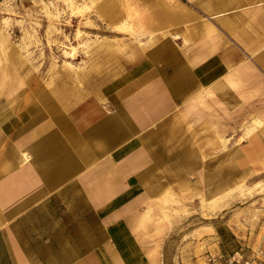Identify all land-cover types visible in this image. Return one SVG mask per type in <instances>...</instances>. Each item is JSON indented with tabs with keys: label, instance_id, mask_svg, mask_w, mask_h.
Masks as SVG:
<instances>
[{
	"label": "crops",
	"instance_id": "1",
	"mask_svg": "<svg viewBox=\"0 0 264 264\" xmlns=\"http://www.w3.org/2000/svg\"><path fill=\"white\" fill-rule=\"evenodd\" d=\"M146 2L86 75L0 27V264H220L195 215L264 172V0Z\"/></svg>",
	"mask_w": 264,
	"mask_h": 264
},
{
	"label": "rangeland",
	"instance_id": "2",
	"mask_svg": "<svg viewBox=\"0 0 264 264\" xmlns=\"http://www.w3.org/2000/svg\"><path fill=\"white\" fill-rule=\"evenodd\" d=\"M147 1L153 7L154 0ZM140 6L141 0H0V27L13 31L35 62L46 59L56 69L67 66L74 75L83 68L86 75L97 60L101 71L113 68L126 44L139 41L129 9L139 11ZM195 217L207 226L202 231L216 227L223 237L222 245L214 241L208 262L264 264V253L256 250L259 245L264 251V172L212 202L201 200ZM175 249V244L164 245L161 264L174 263L165 259V251L174 254ZM194 252L199 253L198 244Z\"/></svg>",
	"mask_w": 264,
	"mask_h": 264
},
{
	"label": "bare ground",
	"instance_id": "3",
	"mask_svg": "<svg viewBox=\"0 0 264 264\" xmlns=\"http://www.w3.org/2000/svg\"><path fill=\"white\" fill-rule=\"evenodd\" d=\"M129 13L130 15L134 18V22H135V19L137 21V25L140 26V15H139V12L137 10H132V9H129ZM134 22H133V25H134ZM6 40V38H5ZM254 127L248 129V131L246 132V134H248L249 132H251V130L253 129ZM255 185H258L257 183ZM261 185V184H260ZM216 191H212L209 195H206V200L208 202H212L215 200L216 198ZM143 217L141 218V221L138 222V225L135 227L136 229L135 230H139L140 227H144L142 225H145V222L146 221H150L152 218H153V214H152V211H150V208L149 210L146 211V213L144 215H142ZM141 225V226H139ZM142 230V229H141ZM140 231V230H139ZM147 250H149V253L152 257V262L155 263L157 260L155 259V250L152 248V247H146Z\"/></svg>",
	"mask_w": 264,
	"mask_h": 264
}]
</instances>
